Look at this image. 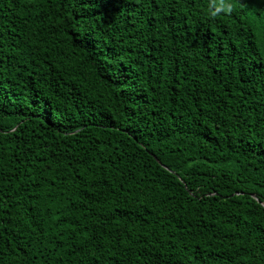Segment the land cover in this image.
<instances>
[{
  "label": "trees",
  "instance_id": "1",
  "mask_svg": "<svg viewBox=\"0 0 264 264\" xmlns=\"http://www.w3.org/2000/svg\"><path fill=\"white\" fill-rule=\"evenodd\" d=\"M0 264H264V0H0Z\"/></svg>",
  "mask_w": 264,
  "mask_h": 264
},
{
  "label": "clouds",
  "instance_id": "2",
  "mask_svg": "<svg viewBox=\"0 0 264 264\" xmlns=\"http://www.w3.org/2000/svg\"><path fill=\"white\" fill-rule=\"evenodd\" d=\"M217 7L224 8L226 11L229 10V6L225 5L223 2L218 4Z\"/></svg>",
  "mask_w": 264,
  "mask_h": 264
}]
</instances>
